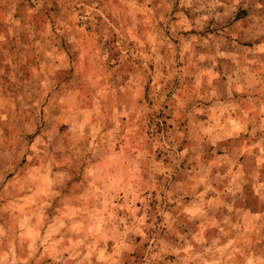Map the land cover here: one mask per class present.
I'll list each match as a JSON object with an SVG mask.
<instances>
[{
	"label": "rangeland",
	"instance_id": "rangeland-1",
	"mask_svg": "<svg viewBox=\"0 0 264 264\" xmlns=\"http://www.w3.org/2000/svg\"><path fill=\"white\" fill-rule=\"evenodd\" d=\"M0 264H264V0H0Z\"/></svg>",
	"mask_w": 264,
	"mask_h": 264
}]
</instances>
